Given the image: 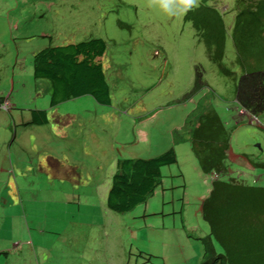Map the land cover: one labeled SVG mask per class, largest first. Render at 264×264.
I'll list each match as a JSON object with an SVG mask.
<instances>
[{
	"label": "rangeland",
	"instance_id": "374dc122",
	"mask_svg": "<svg viewBox=\"0 0 264 264\" xmlns=\"http://www.w3.org/2000/svg\"><path fill=\"white\" fill-rule=\"evenodd\" d=\"M223 18V62L235 78L208 58L184 12L170 15L159 3L0 0V97L8 104L0 105V264H207L201 201L212 179L190 145L202 112L216 110L230 131L236 156L223 177L264 186V114L233 109V12ZM89 37L106 42L110 103L86 94L52 106L50 81L34 76V53ZM196 64L206 84L185 98ZM35 109H46L47 122L26 123ZM169 146L176 161L161 167L147 201L110 209L116 157Z\"/></svg>",
	"mask_w": 264,
	"mask_h": 264
},
{
	"label": "trees",
	"instance_id": "16d2710c",
	"mask_svg": "<svg viewBox=\"0 0 264 264\" xmlns=\"http://www.w3.org/2000/svg\"><path fill=\"white\" fill-rule=\"evenodd\" d=\"M219 1L200 0V4L185 13V19L205 45L208 58L222 74L235 78V71L223 62L227 34L223 14L233 12L230 36L235 63L240 69L235 83V104L244 113L264 114V0H227L225 9L220 8ZM105 48L103 38L89 37L49 44L34 53V76L50 81L52 106L86 94L100 104L110 103V87L101 60ZM205 84L202 68L196 64L194 83L184 97H190ZM4 103L5 99L0 97V105ZM47 120L46 109H35L26 123L42 124ZM226 125L220 114L209 108L199 115L190 139L201 170L216 175L209 194L201 201V213L210 229L202 238L204 262L264 264V186L223 177L228 173L230 148ZM175 161L173 146L151 157L117 158L106 205L122 212L145 203L161 184V167ZM210 237L222 251L215 250Z\"/></svg>",
	"mask_w": 264,
	"mask_h": 264
},
{
	"label": "clouds",
	"instance_id": "9594fccd",
	"mask_svg": "<svg viewBox=\"0 0 264 264\" xmlns=\"http://www.w3.org/2000/svg\"><path fill=\"white\" fill-rule=\"evenodd\" d=\"M159 3L166 12L170 15H176L179 12L186 13L190 11L193 7L197 6V0H149V4H156ZM7 102L5 101L2 106H7ZM241 113H244L243 110H240ZM211 175V179L216 177L214 173H208Z\"/></svg>",
	"mask_w": 264,
	"mask_h": 264
},
{
	"label": "crops",
	"instance_id": "0c3cea01",
	"mask_svg": "<svg viewBox=\"0 0 264 264\" xmlns=\"http://www.w3.org/2000/svg\"><path fill=\"white\" fill-rule=\"evenodd\" d=\"M233 109H239L238 106H237V104L233 107ZM240 113H241V112H240ZM235 156H236V155L233 154V153L231 152L230 148H229V150H228V157L234 158ZM116 160H117V157H116V159H115L114 161L116 162Z\"/></svg>",
	"mask_w": 264,
	"mask_h": 264
},
{
	"label": "built area",
	"instance_id": "2783aa9c",
	"mask_svg": "<svg viewBox=\"0 0 264 264\" xmlns=\"http://www.w3.org/2000/svg\"><path fill=\"white\" fill-rule=\"evenodd\" d=\"M215 176V174H213Z\"/></svg>",
	"mask_w": 264,
	"mask_h": 264
}]
</instances>
